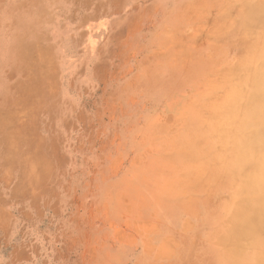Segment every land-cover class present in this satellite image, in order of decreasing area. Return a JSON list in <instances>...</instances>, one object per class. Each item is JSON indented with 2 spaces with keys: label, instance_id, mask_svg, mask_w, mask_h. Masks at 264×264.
<instances>
[{
  "label": "rangeland",
  "instance_id": "374dc122",
  "mask_svg": "<svg viewBox=\"0 0 264 264\" xmlns=\"http://www.w3.org/2000/svg\"><path fill=\"white\" fill-rule=\"evenodd\" d=\"M261 1L0 0V264L250 255L229 229L252 162L217 131L261 57L240 30Z\"/></svg>",
  "mask_w": 264,
  "mask_h": 264
},
{
  "label": "bare ground",
  "instance_id": "6f19581e",
  "mask_svg": "<svg viewBox=\"0 0 264 264\" xmlns=\"http://www.w3.org/2000/svg\"><path fill=\"white\" fill-rule=\"evenodd\" d=\"M260 3L258 7L264 11V1ZM254 17L256 19H251L249 17V19L242 20L240 30L243 34L254 37L260 41L258 44L261 47V57H259L258 54H254V52H250L249 58L255 60V66L252 67L249 65L250 67L247 66V68H245V73H247L244 78V81L246 80L244 89L241 87L239 88L243 89L245 92L241 100V108L236 112L233 108H225L229 110L227 113L225 111L229 117H235L233 118V124L227 125L228 128L226 124L225 127L220 126L217 131L220 134V138H222L221 144H223L226 151L225 159L228 160V156L230 155L231 161L242 163V161L250 156L249 161L252 162L250 175L241 178L243 182V194L248 195V197H246L248 198V202H246L248 207L245 212L241 209L238 213L232 214V225L229 229V236L233 243L236 241L246 242L248 244L249 242L252 251L250 255H248V253L244 255L245 252H241L240 249L237 251V249L231 254V257H229L230 259L225 260L222 258L223 264H264V139H261V137L264 136V15ZM259 31H261L260 34ZM249 62L251 61H247L245 64ZM233 70L234 69L231 71L232 76ZM235 72H238V70L236 69ZM259 111H261L262 114L260 115L261 118L257 119ZM233 112H235L238 117L242 115V117H239L240 120L237 119L238 117L236 118V116H234ZM246 119L247 125L243 123ZM256 119L259 121L257 125L258 130L261 129L259 131V136L257 133L253 135L250 134V136H248L247 132L244 134L242 132L245 130L244 126L247 127V129L250 128L256 124ZM240 128L244 130L242 129V131H240ZM231 133L233 137H235V140H238V134L242 138L240 139L241 144L239 146L233 147V143H231L230 140ZM245 139L246 141H244ZM228 143L230 145H228ZM238 201L239 202L236 201L235 204L241 202V200ZM239 206L242 207L241 204H239ZM235 207H237V205H235ZM235 211H237V208L234 209V212ZM259 232H262V235H259ZM246 243L245 246L247 245Z\"/></svg>",
  "mask_w": 264,
  "mask_h": 264
}]
</instances>
